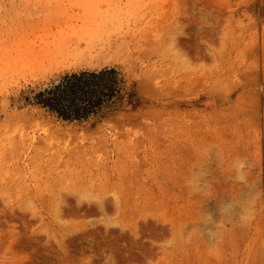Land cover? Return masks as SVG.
Returning <instances> with one entry per match:
<instances>
[{"label": "rangeland", "instance_id": "rangeland-1", "mask_svg": "<svg viewBox=\"0 0 264 264\" xmlns=\"http://www.w3.org/2000/svg\"><path fill=\"white\" fill-rule=\"evenodd\" d=\"M104 68L136 108L35 103ZM0 264H264V0H0Z\"/></svg>", "mask_w": 264, "mask_h": 264}, {"label": "trees", "instance_id": "trees-1", "mask_svg": "<svg viewBox=\"0 0 264 264\" xmlns=\"http://www.w3.org/2000/svg\"><path fill=\"white\" fill-rule=\"evenodd\" d=\"M35 103L62 120L85 121L119 111L124 104L136 108L139 100L118 69L104 68L63 76L37 93Z\"/></svg>", "mask_w": 264, "mask_h": 264}]
</instances>
